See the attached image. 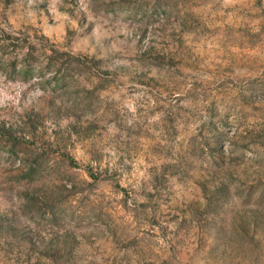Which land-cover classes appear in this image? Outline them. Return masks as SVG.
Wrapping results in <instances>:
<instances>
[{
  "label": "rangeland",
  "instance_id": "1",
  "mask_svg": "<svg viewBox=\"0 0 264 264\" xmlns=\"http://www.w3.org/2000/svg\"><path fill=\"white\" fill-rule=\"evenodd\" d=\"M0 264H264V0H0Z\"/></svg>",
  "mask_w": 264,
  "mask_h": 264
}]
</instances>
